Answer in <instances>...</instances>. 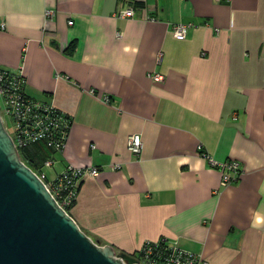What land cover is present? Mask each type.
I'll return each instance as SVG.
<instances>
[{"label": "crops", "instance_id": "obj_1", "mask_svg": "<svg viewBox=\"0 0 264 264\" xmlns=\"http://www.w3.org/2000/svg\"><path fill=\"white\" fill-rule=\"evenodd\" d=\"M0 68L71 116L48 178L98 168L70 207L93 240L264 264V0H0ZM202 153L242 173L223 186Z\"/></svg>", "mask_w": 264, "mask_h": 264}, {"label": "water", "instance_id": "obj_2", "mask_svg": "<svg viewBox=\"0 0 264 264\" xmlns=\"http://www.w3.org/2000/svg\"><path fill=\"white\" fill-rule=\"evenodd\" d=\"M0 264H144L79 227L22 161L1 117Z\"/></svg>", "mask_w": 264, "mask_h": 264}, {"label": "built area", "instance_id": "obj_3", "mask_svg": "<svg viewBox=\"0 0 264 264\" xmlns=\"http://www.w3.org/2000/svg\"><path fill=\"white\" fill-rule=\"evenodd\" d=\"M54 11L47 9L46 16H52ZM134 12L132 8L120 10L118 17H130ZM72 21H69L71 23ZM190 24L177 22L171 27V32L177 39L187 36ZM154 80H160V74L151 75ZM25 81L18 71L0 68V117L4 125L5 118L10 119L12 129L10 135L18 153L19 148L32 143L43 141L55 153L62 151L67 133L71 124V116L63 109L56 106L52 100L34 98L25 91ZM143 148L142 137L139 133H132L127 137V149L139 157ZM204 154L211 165L222 170L221 185L225 186L236 181L242 173L241 166L236 160L218 161ZM55 157L45 160L44 167H51ZM114 164L112 168H118ZM97 167H73L66 165L50 182L45 184L56 202L65 211L71 206L77 196L80 181L85 176H95ZM138 263L144 264H205L200 255L191 251L179 249L169 245L165 239L146 241L136 257Z\"/></svg>", "mask_w": 264, "mask_h": 264}, {"label": "trees", "instance_id": "obj_4", "mask_svg": "<svg viewBox=\"0 0 264 264\" xmlns=\"http://www.w3.org/2000/svg\"><path fill=\"white\" fill-rule=\"evenodd\" d=\"M55 154L56 153L54 152V150H52L49 146H47V144L43 141L32 143L30 145L19 148V155L22 161L27 166H29L39 177H41V179L44 181L45 184H47V181L41 176L40 169H43L45 160L55 157ZM71 206L66 208V212L69 214H70ZM99 243L104 244L101 241ZM140 249L130 254L135 257H138L140 255Z\"/></svg>", "mask_w": 264, "mask_h": 264}, {"label": "rangeland", "instance_id": "obj_5", "mask_svg": "<svg viewBox=\"0 0 264 264\" xmlns=\"http://www.w3.org/2000/svg\"><path fill=\"white\" fill-rule=\"evenodd\" d=\"M0 106H2V101H1V99H0ZM4 118H5V123H4V125L7 127V129L9 130V131H11V129H12V123H11V121H10V119L9 118H7L6 116H4ZM53 168L52 167H43V169H40V172H41V176L47 181V183L48 182H50V180H49V178H48V176H49V173H53Z\"/></svg>", "mask_w": 264, "mask_h": 264}]
</instances>
